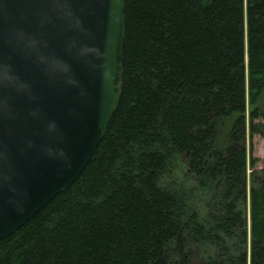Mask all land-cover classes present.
<instances>
[{
    "label": "trees",
    "instance_id": "obj_1",
    "mask_svg": "<svg viewBox=\"0 0 264 264\" xmlns=\"http://www.w3.org/2000/svg\"><path fill=\"white\" fill-rule=\"evenodd\" d=\"M125 9L107 132L80 177L0 240V264H264V168L248 147L264 131V0ZM178 158L196 184L167 177Z\"/></svg>",
    "mask_w": 264,
    "mask_h": 264
},
{
    "label": "water",
    "instance_id": "obj_2",
    "mask_svg": "<svg viewBox=\"0 0 264 264\" xmlns=\"http://www.w3.org/2000/svg\"><path fill=\"white\" fill-rule=\"evenodd\" d=\"M126 0H0V240L84 172L122 96Z\"/></svg>",
    "mask_w": 264,
    "mask_h": 264
},
{
    "label": "rangeland",
    "instance_id": "obj_3",
    "mask_svg": "<svg viewBox=\"0 0 264 264\" xmlns=\"http://www.w3.org/2000/svg\"><path fill=\"white\" fill-rule=\"evenodd\" d=\"M264 101V96L259 99V104L261 105ZM262 121L261 119L256 122ZM253 146V156L257 159L255 169L264 168V131L256 133L253 137L248 135V147ZM172 171L167 175L170 179L184 180L189 184H196L195 180L192 178L188 166L184 158H178L172 165ZM253 168H250L252 171ZM201 209L204 211V207L201 205ZM249 209V208H248ZM192 264H205L202 259L198 256L193 255Z\"/></svg>",
    "mask_w": 264,
    "mask_h": 264
}]
</instances>
